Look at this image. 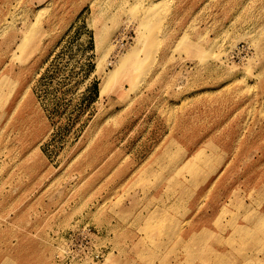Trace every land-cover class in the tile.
<instances>
[{
  "label": "rangeland",
  "instance_id": "rangeland-1",
  "mask_svg": "<svg viewBox=\"0 0 264 264\" xmlns=\"http://www.w3.org/2000/svg\"><path fill=\"white\" fill-rule=\"evenodd\" d=\"M0 264H264V0H0Z\"/></svg>",
  "mask_w": 264,
  "mask_h": 264
},
{
  "label": "bare ground",
  "instance_id": "bare-ground-1",
  "mask_svg": "<svg viewBox=\"0 0 264 264\" xmlns=\"http://www.w3.org/2000/svg\"><path fill=\"white\" fill-rule=\"evenodd\" d=\"M157 5H158V3H155V4H153L152 6H150V7H148L147 9H146V11H145V14H147V15H152L153 13H154V10H156L157 9ZM164 14V13H163ZM154 15V14H153ZM156 20H158V17H157V19ZM155 21V20H154ZM158 22V21H157ZM156 22V23H157ZM160 22V21H159ZM29 36V35H28ZM24 38H26V37H24ZM142 40V39H141ZM140 43V42H139ZM24 45L22 44L21 45V47H23ZM25 47V46H24ZM24 47H23V49H24ZM21 49V48H20ZM134 53V52H133ZM130 55H132V52H131V54ZM128 60L127 59H123V61H121V64H123V66L126 64V62H127ZM107 258V257H106Z\"/></svg>",
  "mask_w": 264,
  "mask_h": 264
},
{
  "label": "crops",
  "instance_id": "crops-1",
  "mask_svg": "<svg viewBox=\"0 0 264 264\" xmlns=\"http://www.w3.org/2000/svg\"><path fill=\"white\" fill-rule=\"evenodd\" d=\"M242 232H245V231H242ZM246 233V232H245ZM242 234V233H241ZM246 234H248V232L246 233ZM242 236V235H241Z\"/></svg>",
  "mask_w": 264,
  "mask_h": 264
}]
</instances>
